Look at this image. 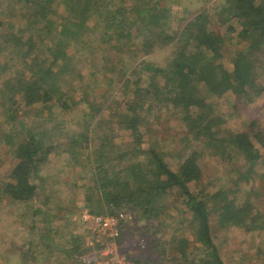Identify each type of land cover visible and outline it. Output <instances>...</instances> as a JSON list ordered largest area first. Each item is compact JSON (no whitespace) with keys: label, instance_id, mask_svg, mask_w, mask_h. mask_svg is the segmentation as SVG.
<instances>
[{"label":"trees","instance_id":"16d2710c","mask_svg":"<svg viewBox=\"0 0 264 264\" xmlns=\"http://www.w3.org/2000/svg\"><path fill=\"white\" fill-rule=\"evenodd\" d=\"M199 2L208 8H197ZM175 11H183L185 20L192 16L180 32L171 26L174 17H178ZM4 14L13 21L17 20V15L21 19L18 21L23 32L12 35L15 44L11 53L22 54L21 61L26 63L23 68L29 65L33 74L28 80L19 76L16 81L3 82L0 88L2 113L15 121L23 110L18 106L19 97L28 106L57 101L62 109H69L73 104L83 103L88 111L84 122L71 130L66 143L59 142L54 134L48 136L46 132H39L38 135L34 133L36 128L26 130L22 137L12 133L5 137V146L10 145L8 154L17 157L19 163L12 170L10 181L3 182L5 178L0 175V198L8 196L28 202L34 200L38 192L43 194L44 201L37 212L46 218L43 220L47 225L38 238L48 248L46 240L54 235L50 220L55 214L52 206L57 207L55 215L61 211V219L65 220L67 233H63L65 245L60 252L71 259V264L76 254L87 247L89 230L80 221L85 209L110 215L119 214L121 210L136 211L140 228L151 231L154 228L155 234L162 231L168 218H172L180 227L188 224L190 235L201 243L194 244L190 250L188 237L173 236L164 241L165 244L153 246L160 250L163 263L128 255L134 264H226L215 230L232 225H248L249 231L264 230L259 222L260 214L251 213L250 203L238 204L235 199L222 201L228 194L226 185L212 193L204 188L207 184L203 180L204 153L201 150L208 146L207 143L199 148L189 140V144L184 143L175 155L160 152L154 146L146 150L142 147L145 136L139 129L151 123L158 109L156 106L172 105L177 112L184 111L181 119L189 132L197 136L210 133L207 140L211 145L224 144L223 151L229 156L226 160L231 165L243 160L255 163L264 159V128H257L253 120L254 129L220 138L214 133L211 117L218 102H208V97L220 96L228 90L238 94L264 92V0H0V15ZM89 22H93L92 32L87 28ZM226 24V31L222 33L221 28ZM95 33L99 36L91 40L90 36ZM229 33H237L242 43L233 57L229 55L232 69L222 62V49ZM37 46H41V53L35 59ZM159 50L161 53L174 51L164 65L150 60V54L160 53ZM112 53L117 55L115 62ZM94 55L107 56L106 62L101 59L99 69L92 73L101 88L108 87L100 95L93 91L92 83L76 84L87 81L83 79V71L88 65L99 64L96 58L90 61ZM147 55L150 56L143 58ZM102 71L110 73L106 80H101L99 73ZM162 78L165 82L160 86ZM67 81H70L69 87L65 90L62 83ZM104 107H116L112 119L104 120ZM51 108H48L47 122L58 120L54 115L57 105L52 104ZM20 125L25 126L22 120ZM65 127L68 126L63 122L57 133ZM117 128L129 131L134 137L136 145L129 148L131 150H119L116 154L110 148L115 147L109 142L115 137ZM63 145L71 152L66 161L78 162L83 172L73 173L70 181L65 182L74 188H70L72 200L68 203L57 200L55 204L52 200L54 189L52 192L46 189L53 186L48 180L57 177V173L45 176L43 170L47 169L50 155ZM226 148L235 152L230 154ZM141 153L146 155L145 159H139ZM133 155L137 156L136 160L128 164ZM168 155H177L175 167L166 160ZM87 172L92 173V177H87ZM80 181L86 183L79 185ZM83 188L80 195L79 189ZM174 200L177 216L166 211ZM45 207L47 211L44 212ZM217 219L220 227L216 228ZM77 225L83 229L80 233H76ZM126 230H130L128 222L122 225L121 243L126 239ZM39 250L31 248L29 253L35 251L31 255L37 260L41 257L46 262L52 260L48 251ZM125 251L128 253L127 248ZM197 252L203 256L196 261L191 257H196ZM66 261L61 264H69Z\"/></svg>","mask_w":264,"mask_h":264},{"label":"rangeland","instance_id":"374dc122","mask_svg":"<svg viewBox=\"0 0 264 264\" xmlns=\"http://www.w3.org/2000/svg\"><path fill=\"white\" fill-rule=\"evenodd\" d=\"M7 3L8 2L6 1L5 6ZM211 3L212 2H209L208 4ZM196 7L199 9H207L208 5L199 2ZM172 8H174V6H172ZM210 11L213 10L210 9ZM15 14L17 13L15 12ZM174 14L178 15V17H174V22L171 26H174L175 29L180 32L183 30L185 24L192 19V16L185 20V13L183 11H175ZM15 18L17 20L13 21L12 18L7 17L6 14L0 15V48H3V50L0 49V88L2 87L5 80L16 81L19 76H24V78L28 80L32 78L33 74V71H31L29 65L23 68L26 63L21 61L23 58L22 54L19 52L16 54L11 53V50L13 49L12 46L15 44V39L12 37V35L23 32V28L20 27L22 25L18 21L21 19L18 17V15L15 16ZM92 25L93 22H89V26H87L88 29H91L89 30L91 32L93 29ZM226 27L227 24L222 26V33H225ZM98 36L99 35L95 33L91 35L90 38L91 40H94ZM239 39L240 38H238L237 33L226 34L225 45L222 49V62L227 66V68L232 69L233 67L228 58L230 56L233 57L239 50L240 46H242V43ZM40 47L37 46L34 49V54L36 55L35 59L37 58V55L39 56L41 53L39 52ZM159 51L160 53H155L158 55L153 53L150 54V60L161 65L166 64L169 60V57H171V53H174V51L166 53H161L162 50ZM150 55H147L143 58H147ZM94 56L95 57L90 58V61L94 62L93 59L96 58L99 60V64L96 66L88 65L83 71V79L87 81H77L76 84L80 86L81 84L87 82L92 83L94 85L93 91L100 95L102 94V91H105V88L108 87L105 86L104 88H101L99 83L95 81L94 75L92 73H94L95 69H99V66L101 65V59L106 62L107 56H102V58H100V55L99 57H96L97 55ZM111 56L115 62L117 55L112 53ZM11 57H13V60ZM29 61H31V59ZM87 63H89V60ZM101 70H103V68ZM109 74L110 73H108V75L104 74L103 71L99 73L101 80H106ZM68 82L70 81L62 83L63 89L66 90L69 87ZM93 82H95V84ZM164 82L165 79L162 78L159 85L162 86ZM19 94L20 93H18V96H22ZM17 102L20 103L18 106L22 107L23 109L17 114V121H11L9 117H7L4 112L2 113L0 109V175L5 178L3 182H8L11 180L10 174L19 163L17 157L13 158L11 153L8 154L9 152L7 150L9 149L10 145L7 144V146H5V137L7 134L12 133L17 134V137H22L26 130H34L36 128L34 133L39 135V132H46L48 133V136H52V134H54L55 137L59 138V142L66 143L68 138H70L69 136L71 135V130H73V128L77 129L80 123L84 122L86 112H88L83 103L79 105L73 104L69 109H62L61 106L56 103L57 101H48L45 103L31 104L28 106L27 104L23 103L22 99L19 97ZM208 102L210 104H216L218 102L215 108V113L214 115L212 114L211 117L213 118L212 123L215 126L214 133L220 138H225L228 135L230 136L231 134H235L237 132H246L254 129V124H251L253 120L255 121L257 128H264V92L238 94L228 90L220 96L214 95L210 99L208 97ZM51 103L54 106L57 105L56 112L58 114L54 113V115L58 120L52 119V121L47 122V116L50 114V110H48V108L52 107ZM164 104L165 103L161 105ZM156 107L158 109L155 111L156 115L153 117L151 123L149 125H142L139 128L142 134L145 136L142 147L147 150L149 147L154 146L160 152L175 155L176 150H181V147L184 145V143L188 142L189 140H191L193 145H196L199 148L206 146L204 143H207L208 146H206L204 150H201L204 153V164L202 167V171L204 173L203 180L205 181L204 183L207 184V187L204 188H206L207 192L212 193L216 192L219 186L226 185L229 190L228 194L225 195V198L222 199V201L235 199L238 204L250 203L253 206L251 213H259L261 216L259 219L260 225L264 226V159H260L255 163L243 160L241 163H234V165H231L227 162L229 156L224 154V144L222 140L221 144L223 145H211V143H209L207 140V136L210 135V133L208 135L200 134V137L197 136V133L194 135L193 133L189 132V127L186 125L185 121L181 119V116L184 115V111L177 112L172 105H170V107H167V105ZM51 110L54 109L51 108ZM115 110L116 107H104L102 110L104 120L112 119V116L114 115L113 112ZM20 120L23 121L25 125L24 127H21ZM63 122L67 124L68 127H65L61 133H57L58 127ZM113 128H115V125ZM115 131V137H113L112 141L109 142L115 146H110V148L114 149L113 152L117 154L119 150H128L132 146L136 145L134 137L129 131L123 130L121 128H117ZM204 137H206V139ZM185 138L186 140L183 141ZM46 140L49 141L48 139ZM226 149L227 151L231 152L230 154L235 152L231 148ZM185 152H187V149ZM70 155L71 152H68L67 145H63L50 155L45 167L47 169L43 170V174L45 176H48L51 173H57V177H51V179L48 180V182L53 184V186L51 188L48 186L46 189V191L56 189L55 191L53 190L52 193V200L55 202V204H57V200H62L63 202L67 201V203L69 200H72L73 195H71L72 190H70V183L65 182L69 180V177H71L73 173L83 172V169L82 167H79L80 165L78 162L74 164L72 161H66L68 156L71 157ZM145 156L146 155L142 153L138 155L139 159H143ZM136 158L137 156L133 155V158L129 160L128 164L133 163ZM176 158L177 155H168L166 160L170 161L172 166L175 167L177 162ZM215 175L217 176L216 179ZM87 177H92V173L87 172ZM86 180L89 181V178ZM83 183H86V181H80L79 185ZM83 190L85 189H79L80 195L83 194ZM33 199L34 200L32 201L22 202L20 200H12V198L8 196H2V198H0V264H61V261L64 262L66 259L69 261V264H71V259L68 258L64 252H60L63 250L65 245L63 239L65 234L63 233H67V230L65 229V220L61 219V215L63 214L61 211H59L60 213L55 215L57 212V207H51L52 212L54 211L55 213L54 216L50 217V220L53 222L51 228L54 227V235L50 237L49 240H46L50 245L48 248L47 245L38 238L40 235H42V231L47 225V221L43 220L46 218L43 217V215L39 216V213L37 212V209L43 200V194L40 195L38 192L36 197ZM176 200L181 199L176 197ZM174 204L175 200L172 202V207L166 211H171L173 216H177L179 214L177 209L174 208ZM86 210L87 209L84 211L91 212L90 210ZM45 211H47L46 207L44 208V212ZM120 213H123L128 219L130 230L129 232L126 230V239L122 243L119 241L118 237L116 242L118 244V250H116L114 252L115 254L111 256L113 259L126 256V262L128 264H134L130 259H128V255L133 257L139 255L143 259L148 258L156 263H161L162 254L159 249H156L153 246L158 244L162 245L163 243L165 244L164 241L172 239L173 236L188 237L190 239V244L188 247L190 250H193L194 244L195 246L196 244L201 245V243L196 241L195 237L190 235V231L187 228L188 224H182L183 227H180L176 220L173 221L172 218H168V220H166L163 224L164 226L162 231L160 230L157 234H155L154 232L156 229L154 228L152 231L149 228H140L139 221L136 219V211L121 210L119 214ZM67 217L70 219V214H68ZM162 217L163 215H161L160 218ZM80 221L89 230L87 225L81 219ZM217 222L218 219L214 226L216 228L220 227ZM247 226L241 227L240 225H232L231 228L228 227L225 229H222L221 226L218 230H215V233L217 234L216 239L220 243L219 251L226 264H264V230L249 231ZM82 230V227H79L78 225L76 226V233H80ZM93 236V232L89 230L86 238L87 240H90ZM109 238H111L109 242L114 243V237H109L108 235L101 237V239L104 240ZM31 248H38L40 249L39 251H48L50 256H52V260L46 262L42 260L41 255V260L33 258L34 254H31L36 250L32 253H29ZM126 248L128 249V253L125 251ZM171 248L172 247H169L168 249L170 252ZM97 250L98 245L94 246L93 248H89L87 246L83 248V250L78 254L86 255L88 253L92 255L96 253ZM170 252L167 251L168 254ZM26 253L27 255H25ZM53 255L56 257L54 258ZM201 256H203V253L197 252L196 257L191 258L197 261V259H200ZM72 264H74V262Z\"/></svg>","mask_w":264,"mask_h":264},{"label":"built area","instance_id":"2783aa9c","mask_svg":"<svg viewBox=\"0 0 264 264\" xmlns=\"http://www.w3.org/2000/svg\"><path fill=\"white\" fill-rule=\"evenodd\" d=\"M80 219L87 225L89 230L93 232L92 239L87 240L86 246L93 248L98 245L96 253L78 254L75 256L74 264H128L127 257L113 259L117 249V239L121 234V228L124 222H128L123 213L120 214H94L91 212H82ZM108 235L114 237V243L109 239H101L102 236Z\"/></svg>","mask_w":264,"mask_h":264}]
</instances>
